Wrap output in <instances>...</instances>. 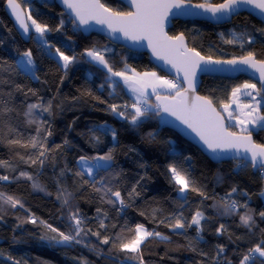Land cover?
<instances>
[{
  "label": "trees",
  "instance_id": "1",
  "mask_svg": "<svg viewBox=\"0 0 264 264\" xmlns=\"http://www.w3.org/2000/svg\"><path fill=\"white\" fill-rule=\"evenodd\" d=\"M17 1L33 19L48 26L45 38L51 48L75 55L76 60L64 68L36 40L35 32L25 42L5 12L7 0H0V176L8 177L0 180V264H140L141 258L143 264H240L249 249L264 241V217L259 215L264 212V176L260 171L244 167L243 161L212 162L176 132L162 127L157 109L135 126L129 122L131 108L125 110L128 118H119L109 105H130L135 98L115 77L113 89L107 69L84 55L86 49H99L113 71H124L127 64V75L134 69L140 74L168 76L151 64L147 54L97 34L85 36L55 0ZM102 2L114 11L129 12L119 1ZM261 29L264 24L243 13L223 26L175 21L169 33H183L189 46L206 57L227 60L251 51L264 59ZM28 50L37 78L14 70L18 57ZM245 81L250 80L205 77L199 94L222 112L221 102L228 103L232 88ZM154 98L149 97L152 104ZM33 104L40 107L29 115L28 106ZM251 133L258 144L264 143V129ZM33 139L36 147H32ZM110 150L109 166L99 168L92 177L78 175L80 157L104 156ZM169 165L186 170L205 196L192 191L181 195L179 186L171 182ZM133 187L138 194L130 196ZM98 188L120 191L125 205ZM9 196L20 203L13 207L6 202ZM232 201L235 210L225 212V203ZM198 210L204 216L199 232L196 225L188 226ZM74 213L82 221L79 236ZM246 214L253 217L250 227L240 220ZM175 217H182L185 228L170 227ZM138 224L161 237L146 238L137 253L122 251L120 244L134 238ZM60 232L75 240L57 243L50 239L59 240ZM97 232L99 237L93 234ZM105 237L107 244L101 242ZM254 264H261L258 254Z\"/></svg>",
  "mask_w": 264,
  "mask_h": 264
},
{
  "label": "snow or ice",
  "instance_id": "2",
  "mask_svg": "<svg viewBox=\"0 0 264 264\" xmlns=\"http://www.w3.org/2000/svg\"><path fill=\"white\" fill-rule=\"evenodd\" d=\"M63 4L74 13L75 20L79 21L80 25H87L89 20H95L99 24H105L113 32L120 31L124 37L132 41H139L146 39L148 46L152 48L153 54L157 58L164 60L166 63L171 64L176 69L177 73H183V82L187 84V87H181V81L170 80L160 76H157L155 72H145L143 74L136 73L134 69L132 76L127 75L128 65L125 64L124 71H113L112 67L109 66L108 61L102 52L93 47L85 50L84 55L90 58L91 61L96 62L99 65H103L107 72L110 74L108 79L112 81V77H120L127 88L134 94L135 99L132 104H124L118 106L116 104L109 105L110 110L120 116L126 117L125 110L131 108L133 112L130 115L129 122L132 125H138L142 122L143 117H146L149 112L155 109H161L165 112H169L171 115L176 116L183 124H186L192 129L200 138L201 141L207 146L213 153L217 150L223 149H235L238 153L243 149V160L244 167L248 166V163L254 169H264V143H256L252 139L251 131L248 125L252 126L255 130L257 127L264 129V114H261L262 101H264V59H257L254 52L249 51L247 55L241 56L238 59L228 60H213L211 57L205 58L200 55L195 49H188L184 45L183 33L177 36H168L164 31L165 21L168 19L171 9L195 8L201 9L203 12L210 13L211 17L216 20L229 18L234 13L238 12L244 6H251L253 9H258L261 15H264V0H223V3L211 4V3H200L196 5H187L185 7L184 0H131L132 7L135 8L134 12H119L114 11L110 8L105 7L104 4L100 3V0H62ZM7 4L11 9L12 14L15 16L19 27L24 33H29L30 29H34L36 33L42 38L49 28L47 25L38 23L37 20L33 19L31 15L27 16V20L31 21L28 24L25 20L24 13L20 9V4L17 0H7ZM194 15L200 13H191ZM61 22V26H62ZM59 30V29H57ZM264 33V29L260 30ZM227 43H235V40H228ZM252 39L249 37L248 43H251ZM241 47L244 46L243 40L240 41ZM48 47H54L49 45ZM55 54L63 61V67L68 68L70 64L75 62V55H67L60 48L55 49ZM227 65V70L231 71H244L251 69L255 73H258V82L260 87H257L256 83L245 81L243 84L237 85L232 88L231 95L228 103L221 102V108L223 112L227 113V119L237 121L238 125H241V131L247 132L245 136H238L236 133L229 131V126L225 124V117L220 111H217L213 107V102L208 97H202L195 95L196 86V74L197 71L211 72L216 70H225L219 66ZM14 70L22 72L25 75L35 77V65L32 58L31 50L25 51L21 58L16 62ZM117 81H112L110 86L115 88ZM152 89V94L156 96L157 103L150 104L147 88ZM158 89H166L170 95L168 97L161 96ZM174 93V94H173ZM189 93L193 95L189 97ZM241 95L251 98L250 103H242L240 101ZM260 97V99H257ZM236 106L235 112L232 111V105ZM40 107L39 105H29L28 114L31 115L32 109ZM124 109V110H121ZM44 111H49V108H45ZM101 128L104 126H100ZM112 139H117L116 131L110 130ZM50 135V133H49ZM98 139V138H97ZM18 143V141H13ZM37 146V141L33 139L32 147ZM40 156L44 155V152L39 153ZM102 160L112 161V151L110 150L104 156L89 158L80 157V165L82 171L78 175L83 176L85 173L92 177L93 167H89L90 160ZM35 163V161H33ZM42 163V161H41ZM239 167V166H238ZM168 171L171 173V182L178 185L177 191L183 195L187 191L196 192L201 196H205V193L197 188L194 181L190 178L186 170L178 168L176 165H169ZM21 175H26L21 173ZM31 179V177H29ZM0 180H8L7 176H0ZM37 187V185H34ZM97 191H104L105 195L110 194L116 198V201L123 206L125 200L121 197L120 191H113L111 188L96 189ZM236 189L233 188L232 192ZM138 194L136 193L135 187L129 195ZM264 195V193H261ZM186 199V197H184ZM207 198V197H205ZM6 202L11 203L15 207L20 202L14 200L11 196L7 197ZM109 203H115V201L109 199ZM23 207V205H20ZM246 207V205H244ZM225 212L234 211L236 208V202L225 203ZM99 212V209H97ZM261 217H264V212L259 213ZM204 218L201 211H196L191 218V222L188 225L197 226V231H200L199 225L201 220ZM72 219L75 221L76 235L79 236L82 231L81 219L78 218L77 214L72 215ZM175 222L170 227L175 229L185 228V224L182 222V217H175ZM241 222L245 226H251L254 223L251 215H242L240 217ZM35 223V221H32ZM163 222V221H162ZM51 231L56 232L57 229L52 228L48 225ZM100 227H104L101 222ZM223 225L217 229L220 232L223 229ZM135 236L131 241L122 242L120 249L122 251H129L137 253L140 250L142 242L152 236L161 237L159 232H151L145 229L144 225L138 224L135 227ZM99 237V233H93ZM60 239L51 237L50 239L57 243L67 242L75 240L74 236L66 235L63 232L59 233ZM167 239V237H162ZM102 243H109V238L105 237ZM79 243V241H77ZM220 252H223L221 247ZM258 257L261 259V264H264V241L260 244L255 245L249 249V252L243 256L240 264H254L255 259ZM16 264H19L17 261ZM140 264H143L141 258Z\"/></svg>",
  "mask_w": 264,
  "mask_h": 264
},
{
  "label": "water",
  "instance_id": "3",
  "mask_svg": "<svg viewBox=\"0 0 264 264\" xmlns=\"http://www.w3.org/2000/svg\"><path fill=\"white\" fill-rule=\"evenodd\" d=\"M121 3H123L128 9L129 12H134L135 8L132 7L131 0H116ZM18 2V1H17ZM56 4L61 8V10L72 20H75L74 13L70 9H68L62 2V0H55ZM19 3V2H18ZM100 3L103 4L102 0H100ZM20 4V3H19ZM196 5L198 3H193L188 0H184V5L185 7L187 5ZM213 4V3H211ZM106 7V6H105ZM108 8V7H107ZM20 9L24 13L25 20L29 24V20H27V16L29 15L27 11L22 7L20 4ZM5 12L9 19L13 22L15 29L17 30L18 34L20 37L25 41V42H30L33 31L30 29L29 33H24L23 30L19 27L18 22L15 19V16L12 14L11 9L9 8L7 2L5 4ZM191 13H200L197 15L191 14ZM246 13L250 16H252L254 19L258 20L262 24H264V15H261L258 9H253L250 5L249 6H244L238 12L234 13L231 15L229 18L226 19H221V20H216L211 17L210 13L203 12L201 9H187L185 11V8L177 9L173 8L171 9V13L168 16V19L165 21L164 24V31L167 33L168 36H172L169 31L170 29L173 28L174 22L175 21H198V22H205L209 23L213 26H223L229 23H232L233 20L238 17L240 14ZM75 25L79 28V30L85 35V36H90L92 34H97L100 36H103L113 44H116L118 46H122L130 51L133 52H138V53H144L149 56V60L151 64L167 75L168 77L181 81V86L182 87H187V84L183 82V73H177L176 69L171 66V64L166 63L164 60L157 58L156 55L153 54L152 48L148 46V41L146 39H142L139 41H132L130 39H127L124 37L123 33L120 31L113 32L111 29L107 27L105 24H99L95 20H89L87 25H80L79 21L75 22ZM184 45L188 49H192L189 46L188 40L184 36ZM198 52V51H197ZM201 56L208 58L200 53ZM213 60H217L215 58H212ZM238 59V58H237ZM219 60H226V59H219ZM228 60V59H227ZM225 70H216V71H211V72H201L197 71L196 74V86H195V95H199L200 88L202 86V81L203 78L205 77H219V78H225V79H238L241 77H245L249 79L250 81L256 83L259 87L260 84L258 82V73H255L251 69H246L244 71H231L227 70L229 66L223 65L219 66ZM161 96L168 97L169 95H163L160 94ZM189 97H191L193 94L189 93ZM204 97V96H202ZM157 103L156 96L154 98V104ZM213 107L217 109V111H220L214 104ZM160 112L159 118H160V124L162 127L173 130L176 132L179 136H181L184 140L188 141L195 147H197L204 155H206L212 162L214 163H224V162H231V161H243V149L240 150L238 153L235 149H223V150H217V152L213 153L211 150L207 148V146L203 143V141L200 140L199 136L192 131L191 128H189L186 124H183L179 119L176 118V116L171 115L169 112H165L161 109H157ZM221 112V111H220ZM222 113V112H221ZM224 116V114L222 113ZM225 117V116H224ZM225 124L226 126H229L226 117H225ZM229 131L230 128H229ZM238 136H245L247 134L244 133H236ZM252 139L254 142L255 138L254 135L251 133ZM257 143V142H256ZM248 165L251 166L250 163ZM252 167V166H251ZM253 168V167H252ZM254 171H259L260 169H254Z\"/></svg>",
  "mask_w": 264,
  "mask_h": 264
},
{
  "label": "rangeland",
  "instance_id": "4",
  "mask_svg": "<svg viewBox=\"0 0 264 264\" xmlns=\"http://www.w3.org/2000/svg\"><path fill=\"white\" fill-rule=\"evenodd\" d=\"M189 1V0H188ZM209 1V2H208ZM207 3H210V0H207L206 1ZM205 2V3H206ZM29 24H31V21L29 20ZM32 31L33 32H35V30L34 29H32ZM35 38H36V40L37 41H39L40 43H42L43 44V46H44V48L46 49V51L50 54V55H52L53 57H55L57 60H59L61 63H62V65H63V61L62 60H60L59 59V57L55 54V50H53L51 47H48L49 46V44L47 43V41H46V38H45V35L41 38L40 36H39V34L38 33H36L35 32ZM21 56L22 55H20L19 57H18V60L21 58ZM34 61V60H33ZM34 65H35V77H37V74H36V64H35V62H34ZM156 74H158V73H156ZM133 74H131V75H129V76H132ZM116 79H120V80H122L120 77H115ZM166 78V77H165ZM166 79H169V78H166ZM123 81V80H122ZM248 82H251V83H254V82H252V81H248ZM124 86H126L125 84H124ZM257 87L259 88V86L257 85ZM126 88H127V86H126ZM130 91V90H129ZM131 92V91H130ZM129 92V93H130ZM132 93V92H131ZM130 93V94H131ZM132 95V94H131ZM134 95V94H133ZM132 95V96H133ZM164 95V94H163ZM165 95H170V94H165ZM155 97V95H151V94H149L148 95V97ZM135 98V97H134ZM257 99H260V97H257ZM240 101L242 102V103H250V102H252L251 101V98H249V97H245V96H243V95H241V97H240ZM150 102V101H149ZM150 104H152L151 102H150ZM262 105H264V101H262ZM235 109H236V106L233 104L232 105V111H234L235 112ZM223 110V109H222ZM261 114H264V106H262L261 107ZM222 113L224 114V116L226 117V120H227V122H228V124H229V126L230 127H232V128H234V130H235V133H244V134H248L247 132H242L241 131V125H238L237 124V121L235 120V119H233V120H228L227 119V113H225V112H223L222 111ZM118 116V115H117ZM119 118H121L120 116H118ZM248 127H249V130L252 132V131H254V132H256V131H259V130H261L260 128H256L255 130H253L252 129V126L251 125H248ZM110 163H111V161L109 162V161H102V160H90L89 161V164H88V166L89 167H91V166H93V165H95V167H93V174H95L96 173V171L99 169V168H105V167H107V166H109L110 165ZM79 166L81 167V165H80V163H79ZM143 243V242H142Z\"/></svg>",
  "mask_w": 264,
  "mask_h": 264
},
{
  "label": "crops",
  "instance_id": "5",
  "mask_svg": "<svg viewBox=\"0 0 264 264\" xmlns=\"http://www.w3.org/2000/svg\"><path fill=\"white\" fill-rule=\"evenodd\" d=\"M157 76H160V75L157 74ZM160 77H162V76H160ZM163 78H164V77H163ZM125 87H126V86H125ZM127 90H128V92H130L128 88H127ZM146 91H147L148 95H149V94L153 95V94H152V89H151L150 87L147 88ZM157 91L159 92V94H170L169 91L166 90V89H158ZM130 93H131V92H130ZM131 94L133 95V93H131ZM132 95H131V96H132ZM132 97L134 98L135 96L133 95ZM262 197H263V199H264V195H262Z\"/></svg>",
  "mask_w": 264,
  "mask_h": 264
},
{
  "label": "built area",
  "instance_id": "6",
  "mask_svg": "<svg viewBox=\"0 0 264 264\" xmlns=\"http://www.w3.org/2000/svg\"><path fill=\"white\" fill-rule=\"evenodd\" d=\"M170 80H174V79H172V78H170V77H168ZM260 171V173L264 176V169H260L259 170Z\"/></svg>",
  "mask_w": 264,
  "mask_h": 264
}]
</instances>
